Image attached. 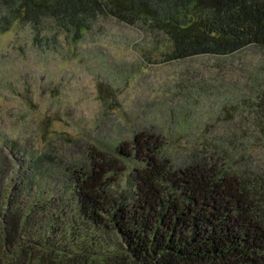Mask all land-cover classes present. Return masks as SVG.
<instances>
[{"label": "trees", "instance_id": "trees-1", "mask_svg": "<svg viewBox=\"0 0 264 264\" xmlns=\"http://www.w3.org/2000/svg\"><path fill=\"white\" fill-rule=\"evenodd\" d=\"M45 14L74 38L98 16L141 21L168 37L167 60L264 48V0H0V34L16 23L38 33ZM254 100L264 139V90ZM163 148L144 131L95 146L68 186L43 183L40 157L6 179L0 160V264H264L253 179L198 155L174 167ZM127 170L126 187L114 189Z\"/></svg>", "mask_w": 264, "mask_h": 264}, {"label": "rangeland", "instance_id": "rangeland-1", "mask_svg": "<svg viewBox=\"0 0 264 264\" xmlns=\"http://www.w3.org/2000/svg\"><path fill=\"white\" fill-rule=\"evenodd\" d=\"M38 28L16 23L0 34L4 179L30 172L40 157L43 183L68 186L95 146L110 150L144 131L161 138L174 167L198 155L253 179L264 207V139L254 107L264 90V48L167 60L168 37L141 21L98 16L74 38L45 14ZM128 172L114 189L126 187Z\"/></svg>", "mask_w": 264, "mask_h": 264}]
</instances>
